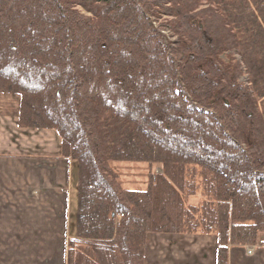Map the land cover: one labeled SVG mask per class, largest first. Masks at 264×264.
<instances>
[{"label": "trees", "instance_id": "trees-1", "mask_svg": "<svg viewBox=\"0 0 264 264\" xmlns=\"http://www.w3.org/2000/svg\"><path fill=\"white\" fill-rule=\"evenodd\" d=\"M0 93L76 162L65 264H145L148 233L264 247V0H0Z\"/></svg>", "mask_w": 264, "mask_h": 264}, {"label": "crops", "instance_id": "crops-1", "mask_svg": "<svg viewBox=\"0 0 264 264\" xmlns=\"http://www.w3.org/2000/svg\"><path fill=\"white\" fill-rule=\"evenodd\" d=\"M77 165L53 129L18 125V99L0 93V264H65L75 236ZM264 239V233L260 235ZM213 233H148L145 264H216ZM228 264H264V247L231 246Z\"/></svg>", "mask_w": 264, "mask_h": 264}, {"label": "rangeland", "instance_id": "rangeland-1", "mask_svg": "<svg viewBox=\"0 0 264 264\" xmlns=\"http://www.w3.org/2000/svg\"><path fill=\"white\" fill-rule=\"evenodd\" d=\"M159 22L154 23L158 27ZM160 33L165 37L166 41L174 42L175 37L169 35V32L160 28ZM245 80V78H244ZM16 97V96H15ZM17 98V97H16ZM18 99V98H17ZM118 176V181L126 188L143 189L148 180L149 173L160 172L159 165H149L140 162H117L110 165ZM201 200V195L198 194L194 197L188 198V203H197ZM257 246H248L249 252Z\"/></svg>", "mask_w": 264, "mask_h": 264}]
</instances>
